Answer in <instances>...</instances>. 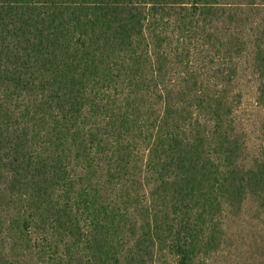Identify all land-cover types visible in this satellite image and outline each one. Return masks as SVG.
Instances as JSON below:
<instances>
[{
    "label": "trees",
    "instance_id": "obj_1",
    "mask_svg": "<svg viewBox=\"0 0 264 264\" xmlns=\"http://www.w3.org/2000/svg\"><path fill=\"white\" fill-rule=\"evenodd\" d=\"M244 79L264 0H0V264H211L264 207Z\"/></svg>",
    "mask_w": 264,
    "mask_h": 264
},
{
    "label": "rangeland",
    "instance_id": "obj_2",
    "mask_svg": "<svg viewBox=\"0 0 264 264\" xmlns=\"http://www.w3.org/2000/svg\"><path fill=\"white\" fill-rule=\"evenodd\" d=\"M244 73L247 77L250 75L249 70H245ZM241 85L244 100L239 115L249 117V121L253 123L247 124L250 146L248 157H251L259 148L260 124L264 113L258 112L259 109L256 110L254 106L253 92L250 90L252 82L244 79ZM258 122H260L259 129ZM224 221L228 242L221 252L212 256L211 264H264V207H259L257 201L248 196L240 211L225 213Z\"/></svg>",
    "mask_w": 264,
    "mask_h": 264
}]
</instances>
